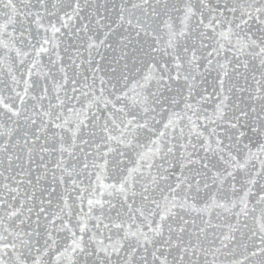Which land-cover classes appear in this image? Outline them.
I'll return each instance as SVG.
<instances>
[{
  "label": "snow or ice",
  "instance_id": "snow-or-ice-1",
  "mask_svg": "<svg viewBox=\"0 0 264 264\" xmlns=\"http://www.w3.org/2000/svg\"><path fill=\"white\" fill-rule=\"evenodd\" d=\"M0 264H264V0H0Z\"/></svg>",
  "mask_w": 264,
  "mask_h": 264
}]
</instances>
